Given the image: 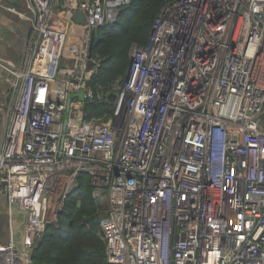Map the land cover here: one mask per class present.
Instances as JSON below:
<instances>
[{
  "label": "built area",
  "instance_id": "1",
  "mask_svg": "<svg viewBox=\"0 0 264 264\" xmlns=\"http://www.w3.org/2000/svg\"><path fill=\"white\" fill-rule=\"evenodd\" d=\"M19 1L34 37L25 71L0 64L17 92L0 113V196L25 224L0 264H33L82 174L108 199L109 264H264V0L164 4L108 90L90 85L91 39L130 0ZM95 102L113 114L89 121Z\"/></svg>",
  "mask_w": 264,
  "mask_h": 264
},
{
  "label": "trees",
  "instance_id": "2",
  "mask_svg": "<svg viewBox=\"0 0 264 264\" xmlns=\"http://www.w3.org/2000/svg\"><path fill=\"white\" fill-rule=\"evenodd\" d=\"M173 1L130 0L120 8L114 24L96 31L93 55L100 60V67L90 82L95 90H108L117 80L126 79L132 47L146 45L163 5ZM90 105L110 109L112 104ZM111 114L113 109H110ZM100 214L90 177L82 174L68 195L59 224L48 227L35 249L33 264H109L101 231L105 215Z\"/></svg>",
  "mask_w": 264,
  "mask_h": 264
},
{
  "label": "rangeland",
  "instance_id": "3",
  "mask_svg": "<svg viewBox=\"0 0 264 264\" xmlns=\"http://www.w3.org/2000/svg\"><path fill=\"white\" fill-rule=\"evenodd\" d=\"M15 3L16 4L11 6L4 0L0 6V13L4 15L5 22L10 25V27L8 26L10 29H0V35L4 38V40L0 41V61L4 65L8 64L10 70L15 69L16 71H21L27 65V60L29 59L28 52L33 41L34 33L32 32L31 22L24 20V18H21L19 15L23 14L30 17L28 16L27 10L23 7L22 2L18 0ZM16 11L19 14L14 13ZM133 48L134 47H132V50ZM10 64L13 65V68H11ZM92 65L93 60L91 59L89 66ZM15 84L16 81H14L12 74L8 71H4L2 80H0V113L5 117H7L8 111L13 104L12 95L17 93L15 92ZM110 109L107 107L91 106L88 103L86 108V113L89 115L88 120H104V117L110 114ZM3 115L0 114V131ZM108 205L107 198L99 202L100 216L105 215ZM8 210L9 207L6 199L0 196V245L6 244L10 239L12 227L15 233V239L17 243H19L22 235V227L25 224V215L15 207L13 210L14 223L12 225V218H10Z\"/></svg>",
  "mask_w": 264,
  "mask_h": 264
},
{
  "label": "water",
  "instance_id": "4",
  "mask_svg": "<svg viewBox=\"0 0 264 264\" xmlns=\"http://www.w3.org/2000/svg\"><path fill=\"white\" fill-rule=\"evenodd\" d=\"M4 0H0V6H1V4H2V2H3ZM8 2L10 3V4H13L14 3V0H8ZM121 1L120 0H118V1H116L115 3H114V5H117V4H119ZM120 12H121V9H114V11H109V15H110V17L111 18H114V17H117V16H119V14H120ZM74 21L76 22V23H78V24H81V25H83L84 24V16H83V14L81 13V12H77L76 14H75V17H74ZM115 23V22H114ZM113 23V24H114ZM96 33H93V35H92V39H91V45H90V54H91V56H92V54H93V50H94V44H95V42H96ZM130 64H131V61H130ZM2 74H3V71H2V69L0 68V80H2ZM127 78H128V76H127ZM78 97H80V98H82L83 97V93L81 92L79 95H78ZM72 98V96L70 97V99ZM115 99H116V95H114V94H112V95H110L109 96V100L110 101H115Z\"/></svg>",
  "mask_w": 264,
  "mask_h": 264
},
{
  "label": "crops",
  "instance_id": "5",
  "mask_svg": "<svg viewBox=\"0 0 264 264\" xmlns=\"http://www.w3.org/2000/svg\"><path fill=\"white\" fill-rule=\"evenodd\" d=\"M7 4H9V5H14V4H16L15 3V1H14V3L13 4H10L7 0L5 1ZM18 14V13H17ZM21 17V16H20ZM21 18H23V17H21ZM25 20V19H24ZM10 27V25L9 24H7L6 22H5V17H4V15L3 14H1L0 13V29L1 28H3V29H10L9 27ZM2 40H4V38L3 37H1V35H0V41H2ZM2 62L0 61V64H1ZM3 64V63H2ZM23 65V64H22ZM21 68V67H20ZM22 69V68H21ZM25 69L26 68H24V69H22V71H25Z\"/></svg>",
  "mask_w": 264,
  "mask_h": 264
}]
</instances>
